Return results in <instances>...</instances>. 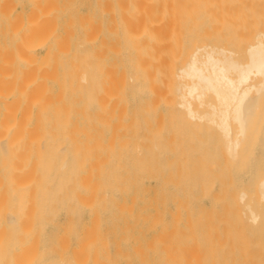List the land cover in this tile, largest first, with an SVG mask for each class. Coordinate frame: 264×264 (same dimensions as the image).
<instances>
[{
	"label": "bare ground",
	"instance_id": "6f19581e",
	"mask_svg": "<svg viewBox=\"0 0 264 264\" xmlns=\"http://www.w3.org/2000/svg\"><path fill=\"white\" fill-rule=\"evenodd\" d=\"M200 2L0 0V264H264V31Z\"/></svg>",
	"mask_w": 264,
	"mask_h": 264
},
{
	"label": "rangeland",
	"instance_id": "374dc122",
	"mask_svg": "<svg viewBox=\"0 0 264 264\" xmlns=\"http://www.w3.org/2000/svg\"><path fill=\"white\" fill-rule=\"evenodd\" d=\"M201 0H193V2H196V4H200ZM213 2L215 3V5L212 7L213 11L216 12V14L218 15V17H221L222 19H234V20H240V19H246V20H251V22L246 23L242 28H241V36H243L241 38V40L239 41V43H230L229 45L226 46V48L228 47L229 49L231 48L232 50H234V52H236L235 57L239 58V59H243L245 58L246 54H247V48H249V45L255 44L257 41V35L261 32L264 31V0H213ZM142 4L139 5V7H141ZM1 8V6H0ZM21 11V6H17V12ZM0 13L1 9H0ZM0 14V15H1ZM1 17V16H0ZM193 35V34H191ZM263 42H264V38H263ZM206 44H209L208 41H200V40H190L186 42V53L184 54L183 59H185V61L191 58V56L193 55V50L196 47H200V46H205ZM188 45V48H187ZM220 45V43H219ZM221 46H223L221 44ZM224 47V46H223ZM196 50V49H195ZM40 53H43V51H39ZM246 52V53H245ZM188 53V54H187ZM187 57V58H186ZM184 61V62H185ZM182 61V63L177 64L176 65V70L175 71H171V75L173 74V78L175 79V77H178L179 79V75L177 76V74H179L180 69L179 67L180 65H183V68L185 67V63ZM178 67V68H177ZM181 68V67H180ZM178 69V71H177ZM173 72V73H172ZM176 72V73H175ZM183 74V73H180ZM185 77V76H184ZM182 77V78H184ZM181 78V76H180ZM177 79V78H176ZM175 79V80H176ZM176 82H181L180 79ZM184 82L182 83H191V81L189 79H186V77L184 79H182ZM213 96H211L210 94H208L206 97L203 98V102L209 104V103H213L214 98H212ZM178 99L175 98V101L171 103V108L174 109V114L179 116V114H187V109L185 110V107H181V101H183L181 98L177 97ZM189 100V99H188ZM191 103V106L194 107L195 109L198 107V110H200V113L202 112V114L204 113V111L207 109H209V106L207 104L204 103V105L201 102H197V100L193 99V100H189ZM202 105H201V104ZM207 105V106H206ZM264 106V103H263ZM206 108V109H205ZM206 110V111H207ZM205 111V112H206ZM264 112V111H263ZM261 112V113H263ZM260 115V113H258ZM263 116V114H262ZM62 218V216L60 217ZM63 222V218L60 219ZM75 238H73L74 240ZM72 240V242L74 243V241Z\"/></svg>",
	"mask_w": 264,
	"mask_h": 264
}]
</instances>
